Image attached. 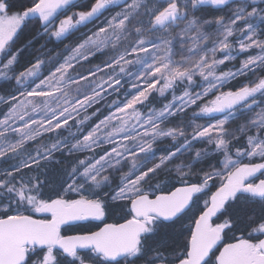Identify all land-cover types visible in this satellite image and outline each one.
<instances>
[{"label": "rangeland", "instance_id": "374dc122", "mask_svg": "<svg viewBox=\"0 0 264 264\" xmlns=\"http://www.w3.org/2000/svg\"><path fill=\"white\" fill-rule=\"evenodd\" d=\"M150 1L129 0L104 14L79 33L78 41L46 74L42 67L47 61L42 57L18 74L11 73L17 53L0 63V85L11 81L10 86L0 90V107L6 105L0 116V187L12 179L15 170L50 161L60 149H95L100 154L67 184L62 194L65 200L61 202L65 209L85 204L83 217L92 218L87 214L96 207L92 197L104 193L114 201H131L148 196L150 191L144 189L142 181L194 142H203V149L224 155L222 168L203 179L217 177L221 184L237 181L254 185L250 180L255 175L249 177L246 169L256 168V173L261 170L253 160L264 155V135L259 130L264 127L263 100L252 108L249 117L250 125L256 129L246 136L248 151L244 158L231 153L232 137L225 128L237 110L196 126L194 134L177 150L162 156L153 154L157 140L184 136L179 129L165 125V118L264 65V4L253 6L255 3L248 1L224 12L222 17L204 19L187 9L198 4L196 0H163L165 6L176 1L184 17L129 41V20L142 18L140 11L144 7L154 12ZM157 1L162 0H154ZM63 14L57 18L47 13L42 18L49 21L47 28H57L68 18ZM19 22L17 15L0 16V50ZM106 52L109 57L104 58V64L80 69L81 63ZM162 81L168 86L176 84L178 91H173L160 108L146 110L145 102ZM120 90V104L102 113L96 105ZM1 211H10L7 217L23 214L8 204H1ZM50 216L47 215L49 221L62 220L58 214L56 219ZM148 222H144V228ZM252 246L240 244V251L255 260ZM45 249L48 254L44 264H51L52 247Z\"/></svg>", "mask_w": 264, "mask_h": 264}, {"label": "trees", "instance_id": "16d2710c", "mask_svg": "<svg viewBox=\"0 0 264 264\" xmlns=\"http://www.w3.org/2000/svg\"><path fill=\"white\" fill-rule=\"evenodd\" d=\"M37 1L0 0V16L17 15L20 18L13 34L0 50V63L11 54L17 53L16 61L11 69L13 74L25 71L39 57L47 61V64L42 67L43 74H46L63 57L68 48L78 41L79 33L86 30L72 31L65 38H60L56 26L47 28L49 21H44L43 18L25 19L23 12ZM234 1L221 7L189 4L191 6L188 5L187 9L195 16H201L204 19L217 18L222 17L224 12H228L231 9L230 4ZM151 2L154 4V12H150L147 10L148 7H144L140 11L142 18L129 20L126 37L129 41L157 31L149 29L150 22L164 8L166 2L163 0L157 2L151 0ZM259 3L264 4V0L255 3V5ZM66 6L67 4L61 11ZM55 16L60 17L59 15ZM108 54L107 52L95 54L86 62L81 63L80 69L85 66L104 64V58H108ZM10 85L11 81H6L0 85V90H3V86ZM121 90L115 91L104 103L96 105L102 113L108 112L120 104L122 101ZM173 91H178L176 84L168 86L163 81L160 82L158 88L145 102L144 108L146 110L160 108L170 98ZM262 93H264V65L230 81L219 91L201 99L195 105L165 118V125L179 129L184 136L183 138L167 137L157 140L153 155L160 154L162 156L177 150L185 140L194 134L196 126L206 120L237 110V115L227 121L225 128L232 137L231 153L237 158H244L248 151L246 136L256 129L250 125L249 117L252 108L260 104V100L264 101ZM5 110L6 105H2L0 116ZM259 130L264 135V127ZM203 146V142H194L188 149L178 152L142 181L144 189L150 191L148 197L169 193L175 188L186 185L196 186V192L189 207L178 218L164 222L154 217H148L149 222L139 237L136 252L127 257L126 261L122 262L123 264H176L185 257L193 225L207 207L212 192L221 185L217 177L208 179H203V177L213 170L222 168L224 155L220 151H211L210 148L203 149ZM99 154V151L95 149L73 151L63 148L56 151L50 161L27 165L15 170L12 179L5 186L0 187V205L8 204L21 211L22 215L46 220L47 215L42 213V209L52 204H61L65 200L62 194L67 184ZM157 160L155 157L154 161ZM244 162L242 161V163ZM253 164L261 166V170L257 171L253 179L250 180L255 184L264 178V155L260 159H254ZM241 184L240 190L222 203L212 217L210 226L221 233L223 243L257 245L264 237V198H258L250 192L249 182ZM108 196V194L99 193L92 197V202L97 203L100 214L89 219L86 223L75 226L64 225L61 234H84L107 223L118 224L135 218L130 200L114 201ZM205 202L207 205H204ZM9 212L1 211L0 219L6 218ZM51 250L53 256L51 264L107 263L100 256L94 257L90 254L85 256L81 253L68 254L59 249ZM47 254V249L32 248L26 252L22 264H44ZM212 258H214L213 254L209 257L208 264H214Z\"/></svg>", "mask_w": 264, "mask_h": 264}, {"label": "water", "instance_id": "95a60500", "mask_svg": "<svg viewBox=\"0 0 264 264\" xmlns=\"http://www.w3.org/2000/svg\"><path fill=\"white\" fill-rule=\"evenodd\" d=\"M68 0H38L23 12L25 19L42 18L47 13L57 14ZM198 4L224 6L233 0H196ZM176 1L166 5L152 18V29H164L175 24L183 17L178 11ZM105 9L103 0H96L93 6L78 16L79 23L85 25L97 19ZM68 18L57 27L60 38L68 36L72 30ZM246 174L254 176L256 168L246 169ZM240 182L223 183L215 189L208 199V205L195 221L189 242L186 259L177 264H204L209 254L220 242V232L210 228V222L222 203L238 192ZM250 192L258 198H264V178L249 187ZM196 186L186 185L175 188L169 193L154 197L139 196L131 200L134 219L96 232L80 236L58 237V222L44 221L36 217L21 215L0 219V264H18L23 256L22 247L49 248L56 247L66 252L84 251L93 247L106 257H120L131 252L141 229V220L154 217L164 222L178 218L190 205ZM48 210H57L62 220L74 219L77 208L65 209L61 204H52ZM264 246V241H263ZM236 245L225 244L217 253L218 264H248L240 256H235ZM264 264V262H262Z\"/></svg>", "mask_w": 264, "mask_h": 264}, {"label": "flooded vegetation", "instance_id": "af4514ba", "mask_svg": "<svg viewBox=\"0 0 264 264\" xmlns=\"http://www.w3.org/2000/svg\"><path fill=\"white\" fill-rule=\"evenodd\" d=\"M73 1L74 2L71 3L68 0L67 1L66 8L63 11L60 10L57 14H54V15H60V16H62L61 14H62V12H64L63 16H67L68 17V19L70 20V25L73 27L70 32H72V31H80V30L87 29L88 27H90L93 24H95L104 14L113 11L115 8H118L120 6H123L129 0H103V2L105 4V9L103 10V12L100 14V16L97 19H95L92 22L87 23L85 25H81L79 23L78 16L81 13L87 12L93 6V4L95 3L96 0H73ZM248 1H253V4L258 2L257 0H235L233 3L230 4L231 9H233L234 6H238L240 4H245ZM82 3H85V4L82 5ZM254 6H256V5H254ZM257 6H261V4H258ZM58 20H57V22H58ZM57 22L55 23V25L57 24ZM237 186H238L237 188L239 189L240 187H242V184H240V185L238 184ZM92 204H94L96 207L94 209H91L90 208L89 210H91V211H87V214L90 213V214L93 215V217H96L98 214H100L99 207H97L98 205L95 202H93ZM61 206L63 207V205H61ZM76 208H77V214H78V216H75L74 219H69V220H65V221L64 220L57 221L58 222V237L86 235V234L96 232V231H98L100 229H103V228H106V227H110V226L117 225L115 223H107V224L103 225L102 227H100L98 229H95L92 232H87V233H84V234H75V235H62L61 234V229H62V227L64 225H73V226H75V225H79L81 223H86L89 219H91V217H87V218L83 217V215H84L83 213H85V212H83L82 209L83 210L85 209V204L81 203L79 206L76 205ZM42 210H43L42 211L43 214L48 215V216H50V214H53V217H54L53 219H56V215L58 214V211L57 210H55V212H53L54 210H48V207L43 208ZM41 220H43V219H41ZM146 220H148L147 217L145 219L141 220V229H140V231L138 233V236H137V238L135 240L134 248L131 250V252H129L127 254H124V255H122L120 257H106V256H103L102 254L98 253L92 246L89 247V248H87L84 251H71L68 254H71V253H81V254H83L85 256H87V255L90 254L91 256H94V257H97V256L99 257L100 256V257L104 258L106 260V262H107L106 264H123L122 262L123 261H126V258L127 257H130L131 255H133V253L136 252L137 245H138V242H139L138 241L139 240V237L144 232V229H145L144 228V222ZM44 221L51 222V221H49L47 219L44 220ZM263 229H264V225H263ZM190 238H191V236H190ZM263 241H264V237L262 238V240L260 241V243H258L257 245L252 246V247L255 248L254 250H256L255 255H256L257 258L255 260H251L250 257L244 256L241 253V251H240V248L241 247H240V244L239 243H232V242L223 243L222 242V236H221V233H220V242H219V245L216 247V249H214L209 254V256H208V258H207V260L205 261L204 264H208V259H209V257H211L212 254L214 255V258H212V261L214 262V264H218V262H217V253H218L219 249L223 245H225V244H235L236 245V252H235L234 255L245 258L248 261V264H263L262 263V262H264V246H263ZM189 242H190V239H189ZM32 248H34V247H27V246L22 247L23 256H22L21 261L18 264H22L23 263V261H24V259L26 257V252L28 250L32 249ZM52 249H58V248L52 247ZM188 249H189V243H188ZM59 250H61V249H59ZM184 259H186V255L181 260H184ZM181 260H179V261H181ZM82 264H93V263H82Z\"/></svg>", "mask_w": 264, "mask_h": 264}]
</instances>
